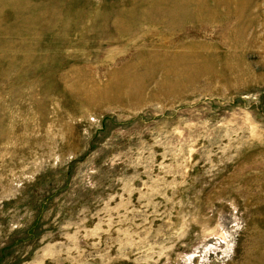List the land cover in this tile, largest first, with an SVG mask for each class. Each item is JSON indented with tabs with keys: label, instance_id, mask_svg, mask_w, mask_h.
I'll return each mask as SVG.
<instances>
[{
	"label": "rangeland",
	"instance_id": "374dc122",
	"mask_svg": "<svg viewBox=\"0 0 264 264\" xmlns=\"http://www.w3.org/2000/svg\"><path fill=\"white\" fill-rule=\"evenodd\" d=\"M0 264H264V0H0Z\"/></svg>",
	"mask_w": 264,
	"mask_h": 264
}]
</instances>
